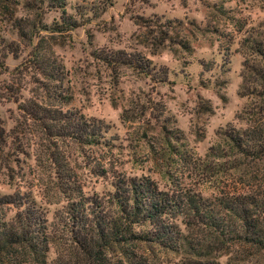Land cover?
<instances>
[{
  "label": "rangeland",
  "instance_id": "1",
  "mask_svg": "<svg viewBox=\"0 0 264 264\" xmlns=\"http://www.w3.org/2000/svg\"><path fill=\"white\" fill-rule=\"evenodd\" d=\"M16 1L5 4L13 18L0 12V48L5 53L0 193L27 192L45 211L49 230H56L57 213L65 204L55 173L62 166L74 174L84 194L99 196L111 190L116 173L148 176L160 189L178 184L208 198L247 190L264 178L253 162L233 167L237 157L219 135L224 126H244L238 116L251 100L238 94L245 57L240 40L264 18V4L65 0L73 27L63 30L56 28L58 9L39 8L35 0ZM154 19L160 24L168 20L171 27H158ZM159 29L168 35L157 44ZM35 44L49 50L63 68L70 96L65 108L102 120L112 146L57 139L21 110L20 103L27 100L52 103L45 80L27 62ZM114 50L142 55L149 61V75L127 66L109 67L94 56V51ZM161 71L165 79L158 81ZM62 241L55 237L50 243L45 264ZM154 251L163 264L181 262L182 253ZM209 257L220 264H264L263 256H247L234 246L213 248Z\"/></svg>",
  "mask_w": 264,
  "mask_h": 264
},
{
  "label": "trees",
  "instance_id": "2",
  "mask_svg": "<svg viewBox=\"0 0 264 264\" xmlns=\"http://www.w3.org/2000/svg\"><path fill=\"white\" fill-rule=\"evenodd\" d=\"M10 1L17 2L0 0V12L12 17L5 6ZM258 1L264 4V0ZM35 2L39 8L45 4L59 10L56 28L73 27L65 0ZM152 23L171 27L168 20L160 24L154 19ZM159 32L157 44L168 35L165 30ZM180 43L185 47L184 41ZM240 46L245 57L238 94L250 98L251 104L238 116L243 127L227 125L219 135L237 157L233 167L253 162L264 177V18L241 38ZM51 55L35 44L27 62L45 80L43 87L52 103L27 100L20 103L21 110L57 139L79 146H112L109 127L102 120L65 108L70 99L63 84L65 73ZM94 56L109 67L127 66L146 76L151 70L149 61L136 52L94 51ZM4 59L1 47L0 73L5 69ZM161 73L158 81L165 79V72ZM55 173L65 198L57 213L56 230H49L45 211L27 192L0 193V264H45L55 237L63 239L62 249H57L50 264H163L155 256V248L182 253L180 264H220L209 252L227 246L246 251L247 256L264 257V178L247 190L208 198L178 184L160 189L148 176L116 173L111 190L99 196L84 194L68 168L62 166Z\"/></svg>",
  "mask_w": 264,
  "mask_h": 264
}]
</instances>
